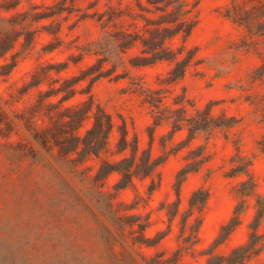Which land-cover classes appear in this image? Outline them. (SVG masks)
<instances>
[{
	"label": "rangeland",
	"instance_id": "rangeland-1",
	"mask_svg": "<svg viewBox=\"0 0 264 264\" xmlns=\"http://www.w3.org/2000/svg\"><path fill=\"white\" fill-rule=\"evenodd\" d=\"M187 1L195 28L185 43L169 44L195 55L182 80L167 83V63L130 67L135 47L113 72L112 61L103 62L108 76L91 86L114 124L112 141L125 127L138 164L148 150L161 162L120 189L118 174L97 177L101 160L68 156V108L88 99L90 81L76 83L70 100L68 83L103 59L105 32L142 30L135 1L0 0V51L10 48L0 57V264H241L237 250L264 204V38L227 16L248 0ZM147 91H160L163 107H183L185 120L201 124L208 114L216 127L200 129L173 155L190 123L172 137L169 123L153 129ZM89 127L85 121L79 134ZM189 151L208 161L183 178ZM258 232L261 250L243 264H264V217Z\"/></svg>",
	"mask_w": 264,
	"mask_h": 264
},
{
	"label": "trees",
	"instance_id": "trees-1",
	"mask_svg": "<svg viewBox=\"0 0 264 264\" xmlns=\"http://www.w3.org/2000/svg\"><path fill=\"white\" fill-rule=\"evenodd\" d=\"M134 1L139 11L135 17L144 22L142 30L133 33L122 29L105 32L103 42L100 45L103 59L99 60L96 66L85 71L80 78L68 83L67 99L70 100L76 94V90L73 88L76 83L87 78L90 81L87 88L88 99L80 107L68 108V156L76 154L77 162H84L92 158L101 160L97 177L105 179L113 173L118 174L119 180L116 186L120 189L131 185L135 177L140 179L150 177L161 162L152 161L148 150L145 152L140 164H138L137 142L136 140H133L132 143L129 142L125 127L121 130L117 141H112L115 140V136L111 117L98 104L94 103L90 94L92 84L97 79L108 76L106 72L101 70L103 62L112 61L111 70L113 72L123 64L122 54L138 47L139 55L129 59V66L142 68L167 63L170 65V69L167 72L166 81L171 84L182 80L195 60L194 53L188 50L186 45L183 44L177 49H172L169 45L178 38H181L185 43L195 28L196 20L193 16V9L188 6L187 0ZM248 2L250 3L248 8L245 9L244 6L239 5L234 6L232 10L227 11V16L239 27L244 28L248 35L264 38V0H248ZM6 51H0V57H3ZM95 73L97 74L93 76ZM119 78H122V76L117 75L116 79ZM182 101L174 103L181 105ZM143 104L147 105L150 110L153 118V129L164 122L169 123L173 126L172 137L175 132L181 131L184 127V108L172 110L163 107L160 91L145 92L143 94ZM85 121L90 123V127L85 130L84 134H79V130L83 127ZM185 121L190 123L189 136L186 141L173 149V155H177L184 149L200 129L211 130L216 127L208 114L202 119L201 124L195 119ZM150 140L151 142L153 140L152 134ZM128 148L131 151L129 157H123L116 162L102 159L103 154L125 156ZM183 159L186 161L180 171L183 178L189 173L199 171L208 161L202 154H195L193 151H189ZM240 195L245 196L248 193L242 191ZM205 201L206 198L201 200V206L204 205ZM190 204L191 207L198 205L193 199ZM241 213L242 210L235 211L232 221L224 227L226 236L239 225V215ZM263 217L264 204H258L253 220L249 224V240L245 247L237 250L239 252L237 261L241 264L250 259L251 256L257 255L261 250L262 236L259 234L258 229Z\"/></svg>",
	"mask_w": 264,
	"mask_h": 264
}]
</instances>
